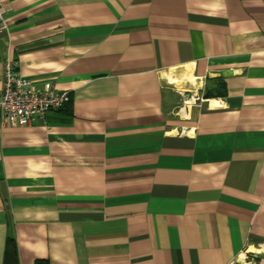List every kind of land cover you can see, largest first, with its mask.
<instances>
[{
    "label": "crops",
    "instance_id": "1",
    "mask_svg": "<svg viewBox=\"0 0 264 264\" xmlns=\"http://www.w3.org/2000/svg\"><path fill=\"white\" fill-rule=\"evenodd\" d=\"M6 2L71 102L0 128V264H264V0Z\"/></svg>",
    "mask_w": 264,
    "mask_h": 264
},
{
    "label": "built area",
    "instance_id": "2",
    "mask_svg": "<svg viewBox=\"0 0 264 264\" xmlns=\"http://www.w3.org/2000/svg\"><path fill=\"white\" fill-rule=\"evenodd\" d=\"M8 13L6 0H0V34L7 30ZM70 102V95L58 92L52 83L38 87L20 75L17 62H5L0 89V128L28 127L47 113L62 110Z\"/></svg>",
    "mask_w": 264,
    "mask_h": 264
},
{
    "label": "trees",
    "instance_id": "3",
    "mask_svg": "<svg viewBox=\"0 0 264 264\" xmlns=\"http://www.w3.org/2000/svg\"><path fill=\"white\" fill-rule=\"evenodd\" d=\"M206 97L209 98L210 95H206ZM10 250L12 253L13 252L16 253V250L12 245L11 246L8 245L7 252H10ZM35 264H50V263L47 260H38L35 262Z\"/></svg>",
    "mask_w": 264,
    "mask_h": 264
},
{
    "label": "bare ground",
    "instance_id": "4",
    "mask_svg": "<svg viewBox=\"0 0 264 264\" xmlns=\"http://www.w3.org/2000/svg\"><path fill=\"white\" fill-rule=\"evenodd\" d=\"M191 70H187V73H186V78H185V80H187V81H191L192 79V72H190ZM169 79L173 82V83H178V81L176 80V79H174L173 77H169ZM193 81V80H192Z\"/></svg>",
    "mask_w": 264,
    "mask_h": 264
}]
</instances>
